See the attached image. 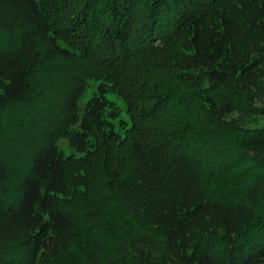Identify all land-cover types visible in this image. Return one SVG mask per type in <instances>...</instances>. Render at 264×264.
Segmentation results:
<instances>
[{
  "label": "trees",
  "instance_id": "trees-1",
  "mask_svg": "<svg viewBox=\"0 0 264 264\" xmlns=\"http://www.w3.org/2000/svg\"><path fill=\"white\" fill-rule=\"evenodd\" d=\"M0 264H264V0H0Z\"/></svg>",
  "mask_w": 264,
  "mask_h": 264
},
{
  "label": "rangeland",
  "instance_id": "rangeland-1",
  "mask_svg": "<svg viewBox=\"0 0 264 264\" xmlns=\"http://www.w3.org/2000/svg\"><path fill=\"white\" fill-rule=\"evenodd\" d=\"M90 92H91V89L90 90H88L87 91V96L86 97H88L89 95H90ZM110 98H113V99H116L117 100V102H119V103H121V100L118 98V96H116L115 94H109L108 95ZM60 145H65V140H60Z\"/></svg>",
  "mask_w": 264,
  "mask_h": 264
}]
</instances>
